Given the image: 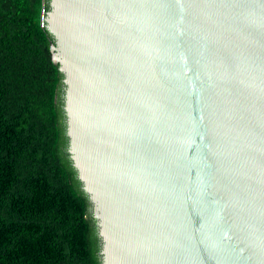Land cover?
I'll use <instances>...</instances> for the list:
<instances>
[{"label":"water","instance_id":"1","mask_svg":"<svg viewBox=\"0 0 264 264\" xmlns=\"http://www.w3.org/2000/svg\"><path fill=\"white\" fill-rule=\"evenodd\" d=\"M50 9L102 264H264V0Z\"/></svg>","mask_w":264,"mask_h":264},{"label":"trees","instance_id":"2","mask_svg":"<svg viewBox=\"0 0 264 264\" xmlns=\"http://www.w3.org/2000/svg\"><path fill=\"white\" fill-rule=\"evenodd\" d=\"M50 0H0V264H102L69 154Z\"/></svg>","mask_w":264,"mask_h":264}]
</instances>
